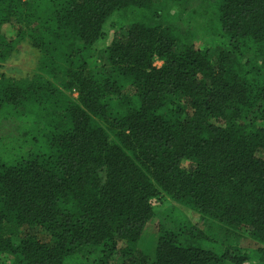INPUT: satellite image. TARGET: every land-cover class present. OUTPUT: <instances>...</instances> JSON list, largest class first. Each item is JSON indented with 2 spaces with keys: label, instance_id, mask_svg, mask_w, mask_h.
<instances>
[{
  "label": "trees",
  "instance_id": "16d2710c",
  "mask_svg": "<svg viewBox=\"0 0 264 264\" xmlns=\"http://www.w3.org/2000/svg\"><path fill=\"white\" fill-rule=\"evenodd\" d=\"M23 42L0 264H264V0H0Z\"/></svg>",
  "mask_w": 264,
  "mask_h": 264
},
{
  "label": "rangeland",
  "instance_id": "374dc122",
  "mask_svg": "<svg viewBox=\"0 0 264 264\" xmlns=\"http://www.w3.org/2000/svg\"><path fill=\"white\" fill-rule=\"evenodd\" d=\"M199 40L200 46L208 45L204 40ZM219 46L218 43L211 44V48ZM37 52L27 42L18 44L15 51L4 61H0V74L14 77L32 76L36 72ZM155 64L160 66L161 61ZM103 171L97 170V176L102 180Z\"/></svg>",
  "mask_w": 264,
  "mask_h": 264
}]
</instances>
